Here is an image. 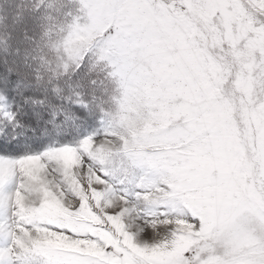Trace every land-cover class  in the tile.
Segmentation results:
<instances>
[{"label":"snow or ice","instance_id":"snow-or-ice-1","mask_svg":"<svg viewBox=\"0 0 264 264\" xmlns=\"http://www.w3.org/2000/svg\"><path fill=\"white\" fill-rule=\"evenodd\" d=\"M0 264H264V0H0Z\"/></svg>","mask_w":264,"mask_h":264}]
</instances>
